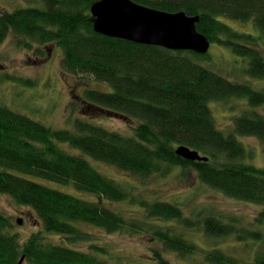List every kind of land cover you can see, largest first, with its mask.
Here are the masks:
<instances>
[{
    "label": "trees",
    "instance_id": "trees-1",
    "mask_svg": "<svg viewBox=\"0 0 264 264\" xmlns=\"http://www.w3.org/2000/svg\"><path fill=\"white\" fill-rule=\"evenodd\" d=\"M25 1L40 3L41 8L0 12V44L9 33L20 38L26 48L54 44L61 51L63 74L88 76L111 88L102 93L85 87L81 95H72L83 111H110L134 121L135 126L126 137L76 117L66 120L71 129L51 130L0 106V195L34 212L45 232L73 240L80 239L81 224L108 234L135 228V223L105 204L123 201L127 193L94 170L90 161L139 177L161 173L167 167L191 166L198 180L209 188L264 207V169L243 162L246 152L236 139L252 137L264 148V120L250 114L237 117L233 135L225 136L215 128L208 107L211 102L241 98L253 109L264 102L262 93L203 68L197 63L202 57L191 52H170L94 33L89 9L99 0ZM130 1L165 13L197 16L196 31L210 45L229 47L235 56L247 60V77L264 80L261 48L251 36L234 32L219 20L251 21L264 35V0ZM73 111L74 107V115ZM62 144L78 153L67 152ZM177 146L198 152L207 162L176 157ZM43 182L72 186L95 200L59 192ZM140 206L153 219H181L179 209L167 203L141 202ZM260 217L264 218V211ZM10 227L0 213V264H19L20 258L21 264H107L94 255L43 244L36 235L20 245L17 236L6 232ZM202 227L210 237L235 234L229 224L212 217L205 218ZM169 233L159 228L153 236L166 250L183 257L196 253L194 246ZM237 234L238 238L264 242L260 232ZM154 256L157 264H169ZM254 257L246 264H264V251ZM203 261L237 264L235 258L216 250L207 252Z\"/></svg>",
    "mask_w": 264,
    "mask_h": 264
},
{
    "label": "rangeland",
    "instance_id": "rangeland-1",
    "mask_svg": "<svg viewBox=\"0 0 264 264\" xmlns=\"http://www.w3.org/2000/svg\"><path fill=\"white\" fill-rule=\"evenodd\" d=\"M29 7L41 8V5L25 0H0V12H12ZM219 20L232 31L251 36L264 53V35L251 21L239 23L226 18ZM20 40L9 33L0 44V106L24 115L51 130L71 129L70 126H66V120L77 117L107 131L126 137L131 136L134 121L110 111L86 113L83 111L84 107L72 98L74 94L81 95L86 88L109 93L111 91L109 86L98 83L88 76L74 77L63 74L60 70L61 51L54 44L44 47L33 44L26 48ZM201 57L197 59V63L203 68L230 82L247 85L264 95V80L247 77L244 73L247 60L235 56L229 47L211 44L208 53ZM208 107L215 128L225 136L233 135V120L237 117L250 114L264 120V102L252 109L241 98H229L211 102ZM236 139L246 152L243 162L256 169H264L262 144L252 137ZM61 146L71 154L78 153L77 150L67 149L64 144ZM89 163L94 170L127 193V199L105 204L129 223H135V228L108 234L101 229L81 224L80 239L73 240L45 232L34 212L26 207L17 206L9 197L0 195V213L11 225L6 232L17 236L20 245L30 236L36 235L43 244L94 255L107 264H157L154 254L169 264H203L204 255L212 250L235 258L237 264H246L264 251L263 241H255L248 237L238 238L237 234L240 231L264 234V218L260 217L264 207L228 198L209 188L198 180L193 167H167L161 173L139 177L100 162ZM43 184L86 201L95 200L94 196L79 193L72 186L47 182ZM141 202L149 204L162 202L175 206L181 213V219L161 221L150 218L140 206ZM207 217L229 224L235 234L224 237L205 235L202 223ZM159 228L168 229L171 236L181 237L195 247L196 253L183 257L174 251L166 250L153 236V231Z\"/></svg>",
    "mask_w": 264,
    "mask_h": 264
},
{
    "label": "water",
    "instance_id": "water-1",
    "mask_svg": "<svg viewBox=\"0 0 264 264\" xmlns=\"http://www.w3.org/2000/svg\"><path fill=\"white\" fill-rule=\"evenodd\" d=\"M89 13L93 32L104 37L200 56L206 55L210 47L209 41L196 31L197 16L188 17L182 12L165 13L130 0H99L90 7ZM174 154L192 163L207 162L206 157L184 146H177ZM22 260L20 258L19 264Z\"/></svg>",
    "mask_w": 264,
    "mask_h": 264
}]
</instances>
